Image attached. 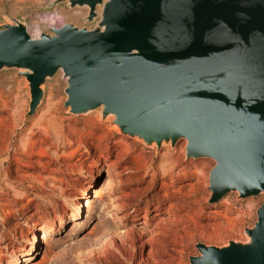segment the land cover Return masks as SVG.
I'll return each mask as SVG.
<instances>
[{
    "label": "water",
    "instance_id": "1",
    "mask_svg": "<svg viewBox=\"0 0 264 264\" xmlns=\"http://www.w3.org/2000/svg\"><path fill=\"white\" fill-rule=\"evenodd\" d=\"M103 4L101 13L97 5ZM89 6L93 28L73 23L32 36L10 17L0 69H25L32 115L46 79L67 78L75 114L104 105L109 122L147 145L187 140L211 157V202L264 193V0H69ZM44 86V87H43ZM249 241L199 242L191 264H264V203Z\"/></svg>",
    "mask_w": 264,
    "mask_h": 264
},
{
    "label": "rangeland",
    "instance_id": "2",
    "mask_svg": "<svg viewBox=\"0 0 264 264\" xmlns=\"http://www.w3.org/2000/svg\"><path fill=\"white\" fill-rule=\"evenodd\" d=\"M89 11L87 7H71L67 0H0V29L9 23L10 17L26 22L33 36L38 35V28L42 32L51 33L49 27L61 26L67 22L93 28L99 17L88 21ZM51 22H54L52 26ZM24 72L21 68L0 69V101L3 107L21 106L19 125L13 132L9 129V123L4 120L8 114H3L0 264H101L97 253L89 256V250L98 247L103 232L113 235L114 230L123 232L126 228L140 231L145 224L153 228L159 221L155 216L157 202L159 200L164 204L163 197L167 191L163 190L160 198L155 194L164 183L171 182L170 178H152L165 148L182 159L177 170L187 167L193 175L181 179L175 187L168 190L171 196L183 203L180 216L185 222L177 227H192L177 237L176 264H191V256L200 255L196 246L199 242L223 246L230 240L249 241L246 229L254 227L258 220V209L264 203L263 192L240 197L238 191H230L218 201L211 202L210 172L216 165L215 159L188 157L186 139L178 140L175 146L163 144L153 147L138 137L113 129L109 122L101 119L99 111L81 114L70 112L65 104L67 80L62 71L47 80L44 102L34 114L29 115L31 94ZM49 99L53 108L59 109V117L67 125L82 127L94 120L99 134H108L111 138L109 144L117 152L125 154L130 151L135 162L131 169L114 177L123 168L115 167L117 170L109 174L110 168L97 160L98 156L92 158L85 154L82 158H75L76 166L73 169L64 165L58 170V166L51 165L50 173L58 179L48 181L46 185L38 183L41 169L48 166L51 161L48 156L56 154L55 149L49 150L45 144L38 145L32 152L35 156L33 160L14 153L16 148H21L22 139L38 132L39 126L35 121L45 111ZM63 151H58V155ZM101 151L102 154L98 155H103L107 164L117 162L116 154L107 156L106 147H102ZM144 156L151 157L153 162L148 170L140 173L149 182L133 187L145 188L143 192L126 189V199L123 202L129 204L128 209L120 211L118 205L122 201L116 199L119 193L112 191L136 178L132 173L139 167ZM33 166L36 170L31 168ZM46 175L48 174H44ZM187 183L197 185L189 198L185 194L189 187L179 191ZM146 201H151V204ZM169 226L162 224L161 228L167 229ZM34 235L36 237L32 239ZM149 247L143 241L135 245L137 263L148 252ZM114 259L115 256L111 254V263Z\"/></svg>",
    "mask_w": 264,
    "mask_h": 264
},
{
    "label": "bare ground",
    "instance_id": "3",
    "mask_svg": "<svg viewBox=\"0 0 264 264\" xmlns=\"http://www.w3.org/2000/svg\"><path fill=\"white\" fill-rule=\"evenodd\" d=\"M69 1V0H67ZM103 4L97 5V12L100 14ZM79 7H87L88 5L80 6L76 5L74 8ZM20 21V20H19ZM18 19L16 22H19ZM54 22H51V26ZM71 23V22H67ZM66 24V23H64ZM63 24V25H64ZM62 26V25H61ZM58 27V26H57ZM29 30V26H28ZM36 36H39L42 31L38 28ZM29 33L31 34L30 30ZM52 33V32H51ZM32 35V34H31ZM33 36V35H32ZM34 37V36H33ZM26 71L25 69H22ZM61 70H59L55 75H57ZM54 75V76H55ZM53 76V77H54ZM27 78V77H26ZM66 78V77H65ZM49 79V78H48ZM45 84H47V80ZM67 80V78H66ZM28 81V80H27ZM68 84V82H67ZM30 88L28 83L27 85ZM44 87V86H43ZM31 94V92H30ZM45 97L42 99V103L44 102ZM40 105L37 109L40 108ZM21 106H9L8 108L3 107L0 101V157L3 155V151L1 149V145L3 144V114L7 113L8 117L4 120L9 123V129L13 132L19 125L20 115L19 110ZM104 105H100L94 110L91 111H99L101 119L105 116L107 120L113 119V113L111 114H103ZM90 112V111H88ZM86 112V113H88ZM59 109L53 108L52 102L49 99L46 104V109L39 116L35 124L39 126L38 132L33 133L32 135H27L25 139L21 140V148H16L15 155H20L22 157H28L30 160L35 158L32 153L33 150L38 145H47L48 149H55L56 154L53 156L47 155L51 160L48 166H44L40 172V178L38 179V183L41 185H46L48 181H55L56 176L52 175L51 165L58 166V170L66 165L73 169L76 163L74 162L75 158L81 156V158L88 154L92 158H97L100 162H103L105 165L110 168L109 174H111L115 167L123 168L118 174H114V177H118L125 173L126 170L131 169L132 165L135 163L132 160L130 151H126L125 154L123 152L118 151L110 145V136L107 134H99V128L97 124L92 121H88L84 126L78 127L76 125H67L64 123V120L59 117ZM34 119V118H33ZM36 120V119H35ZM106 120V121H107ZM34 124V125H35ZM113 129L119 130L117 126H113ZM31 141V142H30ZM170 146H173L171 141L168 143ZM162 144V145H163ZM153 147H160L156 143L152 144ZM106 147L107 156L116 154L117 162L114 164H107V161L103 155H98L101 153V148ZM64 150L63 153L58 155V151ZM101 151V152H100ZM133 153V152H132ZM102 154V153H101ZM106 155V154H105ZM182 162L180 156H174L169 148H165L159 163L156 166V172L153 173L152 178L156 179L158 177L162 179H171V182L161 186V188L155 194L157 198H160V193L164 190L167 193L164 194L163 200L165 199L164 204L158 200L157 212L155 214L156 219L159 220L158 223L151 228L149 224H145L141 228V230L136 231L135 229H125L123 232L119 230H114L113 235L108 232L102 233V238L98 243V247L96 249L89 250V256L92 254H96L98 256V260L101 264H176V248H177V237H180L184 231H188L192 227L190 225H183L182 229L178 228L177 225H181L184 221L182 215L183 203L176 200V197L171 196V193L168 190L171 187H175V185L184 178H189L191 172L189 168L184 167L177 170V166H179ZM153 165L152 158L148 156H144L141 159V163L139 162V167H137L136 171L132 174L136 177L130 182L124 183L118 187H116L112 192L119 193V196L116 198L119 202L118 209L120 211H126L128 209V205L123 202L126 199V189L137 190L143 192L145 188H133L139 187L143 184L149 182L146 176H141V171L148 170ZM33 170H36V167H31ZM69 168V169H70ZM57 170V171H58ZM63 172V171H61ZM72 172V170H71ZM50 173V174H49ZM60 173V172H58ZM115 173V172H114ZM44 174H48L44 176ZM194 174V173H193ZM90 187V186H89ZM88 187V189H89ZM185 187H189L186 190V197H191L195 189L197 188L196 183H187L180 187L184 189ZM174 192V191H173ZM178 191H175L177 193ZM174 193H172L173 195ZM175 195V194H174ZM96 197V196H95ZM186 201V200H185ZM149 204L151 201H146ZM151 204V203H150ZM189 207V206H188ZM162 224H169L170 226L167 229H162ZM194 225V224H193ZM36 235L32 239H35ZM148 237V238H146ZM146 238V239H145ZM145 239V240H143ZM144 242V245H150L148 252L142 256L140 261L137 263L136 258L137 255L134 253V247L138 242ZM169 246H173V248H169ZM31 251V250H30ZM30 253H28L29 255ZM111 254L115 256L114 261L109 260ZM119 262V263H118Z\"/></svg>",
    "mask_w": 264,
    "mask_h": 264
}]
</instances>
